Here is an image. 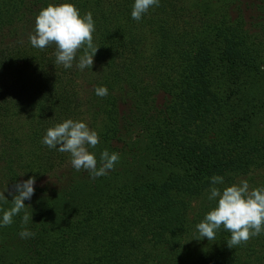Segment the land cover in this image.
<instances>
[{
  "label": "trees",
  "instance_id": "trees-1",
  "mask_svg": "<svg viewBox=\"0 0 264 264\" xmlns=\"http://www.w3.org/2000/svg\"><path fill=\"white\" fill-rule=\"evenodd\" d=\"M27 103L45 109L27 131L39 175L55 164L37 155L43 135L65 132L71 109L89 104L107 126L93 172L24 212L21 254L8 264H154L189 224L183 186L264 168V0H0V139ZM17 167L3 155L0 188L30 190ZM259 188L246 208L225 200L230 235L264 226ZM246 246L225 243L197 264H264Z\"/></svg>",
  "mask_w": 264,
  "mask_h": 264
},
{
  "label": "rangeland",
  "instance_id": "rangeland-1",
  "mask_svg": "<svg viewBox=\"0 0 264 264\" xmlns=\"http://www.w3.org/2000/svg\"><path fill=\"white\" fill-rule=\"evenodd\" d=\"M35 35L33 41H40L44 37L41 33ZM23 40L26 41V38ZM79 85V95L84 102L86 96L91 94L90 87L82 81ZM79 105V109H71L69 121L64 126L61 125L60 130L65 132L53 139L43 135V139L48 138L49 140L43 145L47 149H40L37 155L38 157L44 156L46 161L49 157L53 158L54 167L48 168L54 171L49 175H39L40 170H44L45 166L36 160L35 147L27 134V131L33 128L32 120L42 121L40 113L45 112V109L42 107L31 109L27 103L24 107L29 110L25 111L26 114L18 121L12 122L9 138L4 141L0 139V164L4 155L7 163L12 161L18 165L19 167L14 168V171L19 173L22 185L30 187V190H26L20 185H11L10 180H6L0 188V210L3 213V226L0 228V264H8L19 258L23 214L30 209V206H34L31 210H36L43 203L55 201L58 198L56 196L59 187L62 186L63 190L73 173L91 174L93 172L94 165H91L90 157L94 156L99 139L102 132L106 131L105 126L107 125L102 121V117L91 112L89 104ZM35 115L38 117L34 118ZM50 148L54 152L53 156L49 155ZM106 156L107 153L100 155L103 160V162L100 161L101 163L107 162L104 161ZM171 169L176 170L180 177L182 171H188L186 167L182 168L181 163L177 161L172 162ZM263 176L264 168L252 166L249 173L240 172L238 175L235 173L233 179H228L230 172H227L226 177L224 175L211 178L205 184L183 186L180 195L189 203V224L186 231L177 236L175 246H163V244L160 246L154 254V264H197L202 258L216 253L221 250L223 244L229 242L234 247H238L241 243V253L245 255L249 254L247 251L249 248L246 245L253 244L256 253L252 256V260L262 262L264 258L262 222L253 224L248 233L245 230L241 231L242 229H237L236 232L232 229L230 235V223L227 222L222 212L230 209V202L227 203L225 200L230 199L231 196H234L239 210L250 205L254 193L264 182ZM215 179L218 180L212 181ZM122 181L118 178L116 183ZM53 184L56 185L55 191L50 189ZM58 184L60 186L57 188ZM36 186L42 188L48 186V189L38 197V195L29 193ZM237 191H239V196L236 197L235 192Z\"/></svg>",
  "mask_w": 264,
  "mask_h": 264
}]
</instances>
